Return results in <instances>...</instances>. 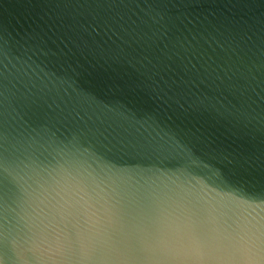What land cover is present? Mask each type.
Wrapping results in <instances>:
<instances>
[{
    "label": "water",
    "instance_id": "water-1",
    "mask_svg": "<svg viewBox=\"0 0 264 264\" xmlns=\"http://www.w3.org/2000/svg\"><path fill=\"white\" fill-rule=\"evenodd\" d=\"M0 264H264V0H0Z\"/></svg>",
    "mask_w": 264,
    "mask_h": 264
}]
</instances>
